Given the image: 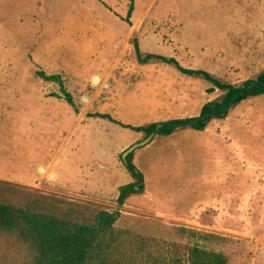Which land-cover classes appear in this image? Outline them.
<instances>
[{"label":"rangeland","instance_id":"374dc122","mask_svg":"<svg viewBox=\"0 0 264 264\" xmlns=\"http://www.w3.org/2000/svg\"><path fill=\"white\" fill-rule=\"evenodd\" d=\"M134 1L127 21L130 0H0V201L91 225L108 212L117 230L264 264V95L204 131L159 136L151 155L136 149L145 192L122 206L119 187L133 181L122 154L145 136L89 116L140 126L196 117L222 97L173 65L140 64L135 38L143 54L256 80L264 0ZM38 71L62 76L78 112Z\"/></svg>","mask_w":264,"mask_h":264},{"label":"trees","instance_id":"16d2710c","mask_svg":"<svg viewBox=\"0 0 264 264\" xmlns=\"http://www.w3.org/2000/svg\"><path fill=\"white\" fill-rule=\"evenodd\" d=\"M134 10L135 1L130 0L125 20H130ZM133 44L140 64L159 61L173 65L184 75L204 79L209 84L207 92L219 90L223 93L222 97L205 105L196 117L169 119L147 125L125 124L110 113L95 112L89 114L90 117L108 120L142 133L145 138L156 131L158 124H163L156 136L168 137L184 129L204 131L212 120L224 119L231 109L264 95V70L256 80L237 86L218 79L206 70L183 67L175 57L143 54L138 38L133 40ZM37 76L58 84L64 100L78 112L61 75H47L44 71H38ZM125 167L133 181L119 187L117 202L120 206L131 196L145 192V176L134 163V152L128 156ZM97 221L96 225L81 223L0 201V264H229L224 253L199 245L182 248L177 242L144 237L129 230H117L114 227L115 217L108 212H102ZM180 231L193 232L185 228ZM11 251L18 252L22 260L11 257Z\"/></svg>","mask_w":264,"mask_h":264},{"label":"water","instance_id":"95a60500","mask_svg":"<svg viewBox=\"0 0 264 264\" xmlns=\"http://www.w3.org/2000/svg\"><path fill=\"white\" fill-rule=\"evenodd\" d=\"M100 82V78L99 76H95L93 78V83L94 84H98ZM83 101H86V98L83 99ZM213 106V105H211ZM163 126V124H158L157 127H156V131L153 132L151 135H149L147 138L143 139L142 141H139L137 142L136 144H133L131 145L128 149H126L123 154H122V158H123V161L126 164H128V156L135 152L136 149H138L139 147H143V146H146L148 145L153 139L154 137L156 136V132L159 128H161Z\"/></svg>","mask_w":264,"mask_h":264},{"label":"crops","instance_id":"0c3cea01","mask_svg":"<svg viewBox=\"0 0 264 264\" xmlns=\"http://www.w3.org/2000/svg\"><path fill=\"white\" fill-rule=\"evenodd\" d=\"M175 134V133H174ZM172 136V135H171ZM159 138V136H155L154 137V139L147 145V146H151L149 149H151V151L148 153V155H151L152 153H153V151H154V148H155V144L156 143H158V139ZM161 139L163 138L162 136L160 137ZM137 161H138V159H137ZM137 161H136V163H137ZM139 161L140 162H142V159L141 158H139Z\"/></svg>","mask_w":264,"mask_h":264}]
</instances>
